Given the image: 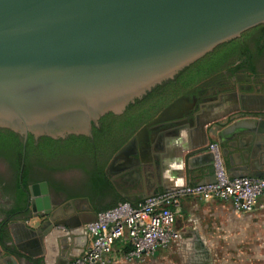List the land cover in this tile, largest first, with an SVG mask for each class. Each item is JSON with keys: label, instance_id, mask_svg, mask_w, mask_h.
<instances>
[{"label": "water", "instance_id": "obj_1", "mask_svg": "<svg viewBox=\"0 0 264 264\" xmlns=\"http://www.w3.org/2000/svg\"><path fill=\"white\" fill-rule=\"evenodd\" d=\"M263 22L264 0H0V127L23 136L19 181L29 133L55 139L91 136L92 125L98 126L105 113H122L156 84ZM196 100L184 96L173 100L141 126L111 161L132 152L140 158L126 159L123 168L150 163L159 171L164 154L155 155L156 165L144 154L152 147L159 149L155 139L166 131L156 127L159 122L190 112L187 121L196 124L201 134L200 125L229 110L227 102L218 100L216 114L197 122L204 106ZM263 105L244 104L240 109L255 115L264 110ZM232 106L238 107L236 102ZM249 122L242 119L233 126ZM180 124L177 121L175 126ZM148 131L152 134L146 139ZM137 141L141 142L138 152ZM175 154L180 157V152ZM210 170L215 171L213 164ZM27 190L31 212L48 216L35 231L39 237L66 223L51 214L54 204L46 181L32 183ZM91 213L96 218L98 212L92 208Z\"/></svg>", "mask_w": 264, "mask_h": 264}, {"label": "crops", "instance_id": "obj_2", "mask_svg": "<svg viewBox=\"0 0 264 264\" xmlns=\"http://www.w3.org/2000/svg\"><path fill=\"white\" fill-rule=\"evenodd\" d=\"M196 102L198 103V99ZM201 103L204 108L200 116L196 118L197 122L201 121V117L217 112V108L212 106L211 101L201 100ZM236 111H229L223 117L200 125L202 135L196 124L191 125L187 121L192 117L190 112L187 114L179 112L159 122L156 125L157 128H166L165 134L162 137L157 135L155 139V142L157 140L160 144L159 149L154 150L152 147L144 154L150 155L155 165L157 164L155 155L164 154L165 159L161 162L160 170L157 171L150 163L142 168L139 166L123 168L122 164L126 163V159L140 158L139 154L132 152L112 162L108 175L113 178L115 186L121 191L120 195L135 203L153 194L154 191L172 189L181 181H187L190 184L210 181L215 177V171L212 173L210 170L213 158L207 150L208 142L217 143L225 169L230 176L248 175L264 178V125H259V121H264V110L255 115L233 113ZM242 119H249L250 122L244 123L243 127L233 126L235 122ZM177 121L181 124L175 126ZM182 131H187L186 138L181 137ZM151 134L152 131H148L146 139H149ZM176 139L180 140L179 144L174 143ZM199 144L201 145L198 146ZM140 147L141 142L137 141L136 152L140 150ZM176 151L180 152V157L176 156ZM6 199L9 202H6ZM6 199L0 196V208H9L11 200ZM26 199L28 200V195ZM263 204L264 195L258 197L255 209L241 213L234 210L230 200L203 201L186 198L181 203L175 222L179 237L167 248H170L173 254L177 252L182 258H188V262L185 260L187 264H191L193 257L196 258V253L200 249L204 250L209 257L210 250L206 242L210 235L205 237L201 232L196 231L197 222L194 216L196 211L200 212V216L229 221L235 226L233 227L235 231L249 234L257 232L260 225H264ZM25 210L29 212L27 216H19L20 211L19 213L9 211L8 214L0 210V227L4 226V238L0 235V264H68L86 245L87 233L83 231L86 221L95 219L90 205L54 204L52 216L56 220H65L66 223L55 226L39 237L35 231L41 228L48 216L44 213L33 214L30 208ZM243 221L245 224H242ZM52 231H57L52 234L53 239L50 238ZM122 246V240L115 243L111 264H117L114 262L115 256L123 252ZM160 251L162 249L157 250L152 256L158 255ZM117 257L120 259V256Z\"/></svg>", "mask_w": 264, "mask_h": 264}, {"label": "trees", "instance_id": "obj_3", "mask_svg": "<svg viewBox=\"0 0 264 264\" xmlns=\"http://www.w3.org/2000/svg\"><path fill=\"white\" fill-rule=\"evenodd\" d=\"M263 61L264 22L218 44L173 78L156 84L141 98L129 103L122 113H105L98 126L92 125L91 136L69 134L55 139L49 136L35 138L29 133L21 182L19 160L23 136L0 127V190L11 200L9 208L1 207V212L19 213L25 209L22 202L26 201L28 185L40 181L47 182L51 200L55 203L84 199L100 212L128 201L105 172L114 153L176 98L202 100L208 89H216L232 76L249 85L251 76L254 82L258 81L264 76L260 67ZM28 213L25 210L19 216ZM0 235L4 238V226L0 227Z\"/></svg>", "mask_w": 264, "mask_h": 264}, {"label": "built area", "instance_id": "obj_4", "mask_svg": "<svg viewBox=\"0 0 264 264\" xmlns=\"http://www.w3.org/2000/svg\"><path fill=\"white\" fill-rule=\"evenodd\" d=\"M207 150L213 158L214 181H181L172 189L150 194L136 203L119 202L98 212L95 220L85 225V247L68 264H111L114 245L120 240L124 260H144L169 247L179 237L175 222L186 198L230 200L234 210L241 213L255 209L258 197L264 195V178L230 176L217 143L208 142Z\"/></svg>", "mask_w": 264, "mask_h": 264}, {"label": "rangeland", "instance_id": "obj_5", "mask_svg": "<svg viewBox=\"0 0 264 264\" xmlns=\"http://www.w3.org/2000/svg\"><path fill=\"white\" fill-rule=\"evenodd\" d=\"M263 81V78H259L258 81L254 82L253 80L252 82L259 86L263 84ZM241 83L249 85L247 82ZM260 90L259 88L255 89L257 92ZM250 112L240 109L233 113L244 115L250 114ZM81 205L88 206L89 204ZM200 215L198 211L194 213L197 222L196 231L201 232L205 237L210 235L206 242L210 250L209 264H264V225L258 226L257 232L239 233L233 229L235 226L229 221ZM242 224H245L244 221ZM117 256H120V259ZM185 260L187 261L188 258L184 259L177 252L173 254L170 252V248H165L158 255L150 256L144 260H124L121 259V254H117L114 262L117 264H187Z\"/></svg>", "mask_w": 264, "mask_h": 264}, {"label": "flooded vegetation", "instance_id": "obj_6", "mask_svg": "<svg viewBox=\"0 0 264 264\" xmlns=\"http://www.w3.org/2000/svg\"><path fill=\"white\" fill-rule=\"evenodd\" d=\"M261 64V69L263 68L264 70V61ZM261 78L264 79V76H261ZM250 85H243L240 81L236 80V78L234 76L227 78L225 81H223L222 85H220L219 87H217L216 89H208L204 94H203V99L204 101L207 102H212L214 104H212V106L216 105V102L218 100L222 101V102H227V103H234L236 102V104L238 105L236 110H240V107L243 106L244 104H253V103H262L264 104V81L263 84L257 86L255 85L254 82H252L253 77L251 76L250 78ZM230 84V85H228ZM249 86L251 87V89H247V87L249 88ZM261 89L259 92L255 91V89ZM198 103H201V100H198ZM264 106V105H263ZM112 158L109 160L108 164L106 165L105 168V172L108 175L109 169H110V165L112 163ZM109 177V175H108ZM110 178V177H109ZM114 182V181H113ZM112 182V184H114ZM115 185V184H114ZM0 196L3 198H8L6 195H3L1 190H0ZM7 200V199H6ZM6 202H9L8 200ZM53 202V201H52ZM83 203H87L84 199H74V200H67L64 203H55L53 202V204H58V205H69V204H83ZM88 204V203H87ZM24 205L25 209H29V203L28 200L26 199V201L23 203L22 202V206ZM25 209H21L20 212L25 211ZM200 248V247H197ZM200 252V253H199ZM198 253H196L194 256L196 258L193 257L192 259V263L194 264H209V257L206 256L204 250L200 249Z\"/></svg>", "mask_w": 264, "mask_h": 264}, {"label": "bare ground", "instance_id": "obj_7", "mask_svg": "<svg viewBox=\"0 0 264 264\" xmlns=\"http://www.w3.org/2000/svg\"><path fill=\"white\" fill-rule=\"evenodd\" d=\"M233 103H227V105H226V107H228L229 108V110H227V112L226 113H228L229 111H234V110H236V106L234 107V109L232 108L233 106ZM246 106H249V104H246ZM216 111V110H215ZM217 111H218V108H217ZM225 113V114H226ZM214 114H216V112L214 113ZM210 116H212V115H210ZM221 117H223V115L221 116ZM218 118H220V116L218 117ZM216 119V118H215ZM207 122V121H206Z\"/></svg>", "mask_w": 264, "mask_h": 264}, {"label": "clouds", "instance_id": "obj_8", "mask_svg": "<svg viewBox=\"0 0 264 264\" xmlns=\"http://www.w3.org/2000/svg\"><path fill=\"white\" fill-rule=\"evenodd\" d=\"M180 135H181V137L186 138L187 135H188V133H187V131H182V132L180 133ZM174 143L179 144V143H180V140L176 139V140H174Z\"/></svg>", "mask_w": 264, "mask_h": 264}]
</instances>
